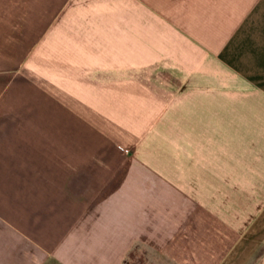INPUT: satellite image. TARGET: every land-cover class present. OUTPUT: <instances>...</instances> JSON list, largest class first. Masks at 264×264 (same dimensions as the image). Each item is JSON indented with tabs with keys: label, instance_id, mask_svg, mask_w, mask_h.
<instances>
[{
	"label": "crops",
	"instance_id": "1",
	"mask_svg": "<svg viewBox=\"0 0 264 264\" xmlns=\"http://www.w3.org/2000/svg\"><path fill=\"white\" fill-rule=\"evenodd\" d=\"M262 244L264 0H0V264Z\"/></svg>",
	"mask_w": 264,
	"mask_h": 264
},
{
	"label": "rangeland",
	"instance_id": "2",
	"mask_svg": "<svg viewBox=\"0 0 264 264\" xmlns=\"http://www.w3.org/2000/svg\"><path fill=\"white\" fill-rule=\"evenodd\" d=\"M256 262L253 264H261L264 261V244H262L258 248V252L256 254ZM262 257V258H261ZM147 258L145 256V251L143 248H136L133 250V253L130 257H128L126 264H147ZM162 264H166L164 260H161Z\"/></svg>",
	"mask_w": 264,
	"mask_h": 264
},
{
	"label": "trees",
	"instance_id": "3",
	"mask_svg": "<svg viewBox=\"0 0 264 264\" xmlns=\"http://www.w3.org/2000/svg\"><path fill=\"white\" fill-rule=\"evenodd\" d=\"M132 253H133V251H132V252H130V254L128 255V257H130V256L132 255ZM128 257H127V259H128ZM127 259H126V260H127Z\"/></svg>",
	"mask_w": 264,
	"mask_h": 264
}]
</instances>
